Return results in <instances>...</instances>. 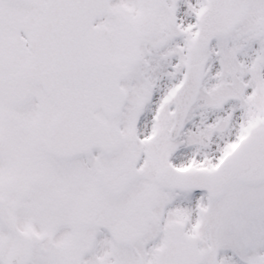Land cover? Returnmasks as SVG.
Here are the masks:
<instances>
[{
  "label": "snow or ice",
  "instance_id": "1",
  "mask_svg": "<svg viewBox=\"0 0 264 264\" xmlns=\"http://www.w3.org/2000/svg\"><path fill=\"white\" fill-rule=\"evenodd\" d=\"M0 264H264V0H0Z\"/></svg>",
  "mask_w": 264,
  "mask_h": 264
}]
</instances>
